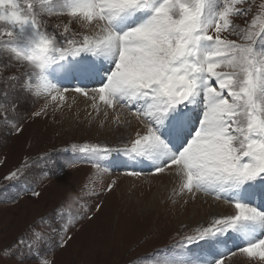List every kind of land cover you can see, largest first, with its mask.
<instances>
[{
	"label": "snow or ice",
	"instance_id": "6c2138e0",
	"mask_svg": "<svg viewBox=\"0 0 264 264\" xmlns=\"http://www.w3.org/2000/svg\"><path fill=\"white\" fill-rule=\"evenodd\" d=\"M243 2L30 0L22 6L20 0H0V24L7 26L0 39L7 38L6 51L13 54V62L26 61L39 73L35 82L22 85L25 92H57L46 70L61 64L58 71L64 77H99L100 86L89 90L98 95L99 103L111 109L126 102L124 106L146 128L130 148L85 145L74 146V152L98 160L112 152L147 160L153 166L151 175L173 169L184 191L231 203L234 216L213 219L183 247L215 242L231 233L243 241L244 257L264 262V210L253 203L260 201L264 209V51L254 47L258 41L253 37L260 35L256 32L247 36L253 46L219 39L221 32L234 34L230 18L247 15L248 10H237ZM44 14L66 15L93 32L83 37L82 46L68 40L62 51L57 37L41 26L39 17ZM250 26L257 27L255 21ZM260 27L264 31V23ZM213 29L215 39L209 35ZM67 57L72 61L62 64ZM3 59L0 53V71ZM75 91L88 95L80 88ZM17 178L15 173L6 177ZM34 235L29 249L41 242V236ZM18 243L24 245L23 240ZM171 264L204 261L182 255Z\"/></svg>",
	"mask_w": 264,
	"mask_h": 264
},
{
	"label": "rangeland",
	"instance_id": "374dc122",
	"mask_svg": "<svg viewBox=\"0 0 264 264\" xmlns=\"http://www.w3.org/2000/svg\"><path fill=\"white\" fill-rule=\"evenodd\" d=\"M20 2L23 6L30 0ZM237 10H248L247 15L230 18L234 34L221 32L219 39L240 46H253V41H258L255 49L264 51V31L260 27L264 23V0H246L237 5ZM39 19L42 28L57 37L62 51L68 40L82 46L83 37L91 35L92 28L81 26L80 21L66 15L44 14ZM252 21L257 25L255 29L250 26ZM5 28L0 24V31ZM250 32L260 35L248 41ZM209 35L217 38L214 29ZM6 40L0 39V53L5 57L0 71V264H171L182 255L204 264H264L244 257L240 253L243 241L231 233L215 242L183 247L198 229L210 226L213 219L234 216L235 210L204 216L202 210L193 216L192 211L184 214L191 199L176 204L173 212L169 209L171 202L161 209L156 181L166 175H151V163L143 166L140 160H130L117 152L104 160L74 152V146L85 145L125 149L134 141L124 139L128 131L122 129L123 134L113 129L112 136L99 123L90 129L85 125L94 119L89 121L80 113L67 111L66 103L82 97L75 89L92 95L89 90L100 86L99 77H64L58 71L61 64H53L46 74L65 94L64 100L57 92H25L22 85L35 82L39 73L26 61L13 62V54L6 51ZM70 61L72 57H67L61 63L67 65ZM9 77L17 80L8 81ZM52 95L57 96L55 101ZM125 103L119 105L131 115ZM57 109L64 112L59 115ZM128 172L140 175L129 176L125 174ZM14 173L17 179H6ZM169 173L167 169L166 174ZM206 197L211 199L212 195ZM157 199L159 205L153 207ZM171 200L177 202L176 197ZM218 200L231 205L225 199ZM255 203L258 210H264L260 201ZM37 233L41 242L29 249ZM21 240L23 246L18 243ZM61 243L63 247L59 246Z\"/></svg>",
	"mask_w": 264,
	"mask_h": 264
},
{
	"label": "bare ground",
	"instance_id": "6f19581e",
	"mask_svg": "<svg viewBox=\"0 0 264 264\" xmlns=\"http://www.w3.org/2000/svg\"><path fill=\"white\" fill-rule=\"evenodd\" d=\"M88 27H90V26H88ZM90 30H91V34H92L93 29H90ZM59 75H63V74H59ZM59 78H60V76H59ZM55 81L58 82V81H62V80L56 79ZM57 94L59 97L60 96L65 97V94L59 90L57 91L56 95ZM66 104H67V108H68L67 111L70 114L80 113L81 115H83V117H85L89 121L91 119H94V122L92 124L86 123L87 125H85L86 127L89 126L90 129H95L97 127V124L99 123L104 127L105 132L110 136H112V134H113L112 133L113 129H115L117 132H121V134H123L122 131L120 130V129H122V130L128 131V135H127V137L125 136L124 139L126 138L127 140H130V141H134L138 137V135H143L146 133V128H145L142 120H137V118L135 116L128 115L127 111H125L124 108L120 107V105H115L111 109L107 108V106L99 103L98 95L94 96L92 94V95H89L87 97L86 96L77 97V100L69 101V103H66ZM93 104L96 105L95 108L93 107ZM59 109H57V110H59ZM52 112H54V111H52ZM57 112L60 115L59 112H64V111L61 109ZM58 114L56 115L57 117H58ZM54 124H56V123H54ZM149 163L150 162H147L146 160L142 162L143 166H145L146 164L148 166H150ZM142 164H140V167L142 166ZM169 170H170L169 175L165 174L166 176H164L161 180L156 181L157 185H156L155 192H156L157 196L160 198V200L162 201L161 209L164 208V206L167 204V202H171L172 206H169V209L173 212V209L175 210L176 204H178V206H179L180 202L183 204L184 202L186 203V201H190V199H191L192 202L190 204V208L186 209V207H185L184 208L185 211H182V212H184V214L190 213L192 211L191 216H193L196 214V212L198 210H202V213H203L202 216L206 215L207 213H212V212H218V213H224V214L228 213V212H232L233 208L231 207V205H225L227 203H223L218 199H214L212 201L213 196L210 199V198H207L206 194H203V193H188V192L184 191L182 188V181L178 182V181H180V178L175 175V172L173 169H168V171ZM176 181H177V183H176ZM179 183H180V185H179ZM154 187H155V184H154ZM145 195H148V194L146 193ZM165 196H168V197H165ZM175 197H176V201H177L176 203L171 200V199H175ZM208 197H209V195H208ZM157 202H159V199L156 200V203L154 204L155 206H153V207H156L157 205H159V203H157ZM202 204H204V205L202 206ZM256 205L257 204L254 201V206H256ZM114 208H115V206H114ZM96 228H98V227H96ZM90 233H92V232H90ZM95 238L97 239V236ZM105 238L107 239V237H105ZM88 239H90V238H88ZM94 241H96V240H94ZM80 243H82V242H80ZM85 243H86V241L84 242V244Z\"/></svg>",
	"mask_w": 264,
	"mask_h": 264
}]
</instances>
